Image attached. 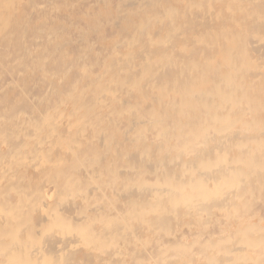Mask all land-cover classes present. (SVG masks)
Returning <instances> with one entry per match:
<instances>
[{
    "label": "bare ground",
    "instance_id": "bare-ground-1",
    "mask_svg": "<svg viewBox=\"0 0 264 264\" xmlns=\"http://www.w3.org/2000/svg\"><path fill=\"white\" fill-rule=\"evenodd\" d=\"M181 8L147 25L135 44L124 41L128 49L122 54L118 46L103 74L90 77L101 94L129 80L118 100L97 103L117 111L127 128L97 138L107 126L101 116L99 129L69 124L24 143L37 153L35 163L21 166L24 174L50 157L45 169L59 180L52 198L29 195L24 184L9 198L2 187L18 167L0 162V264H178L185 253L194 259L193 248L204 257L199 264H264V214L255 223L243 217L264 199V0H186ZM135 91L151 103L143 113L130 111L138 105ZM90 138L102 151L73 161L75 145ZM67 161L70 168L61 171ZM115 201L125 207L120 217L111 214ZM215 210L222 235L203 238L195 222L207 228ZM182 226L196 234L192 246L177 243L171 257L160 250L159 262L149 254L135 259L147 232L174 235ZM254 243L261 244L255 256Z\"/></svg>",
    "mask_w": 264,
    "mask_h": 264
},
{
    "label": "rangeland",
    "instance_id": "rangeland-1",
    "mask_svg": "<svg viewBox=\"0 0 264 264\" xmlns=\"http://www.w3.org/2000/svg\"><path fill=\"white\" fill-rule=\"evenodd\" d=\"M145 1L0 0V13H2L0 15V162L6 166L18 167L13 170L14 177L11 181L2 187L7 190L5 191L6 195L9 196L11 189L14 191L22 184L29 195L34 191L35 193L39 191L52 198L57 193L59 180L57 177L53 179V175L57 172L53 171L52 167L45 169L50 157L44 160L43 168L36 171L37 175L35 172V175L22 172L21 166L25 162L30 163L31 166L37 159V153L33 150V146L24 144L27 139H30L29 141L32 143L39 142L42 140L41 135L47 133L46 129L60 133L63 130L66 131L69 124L75 127L80 124L83 127L87 126L88 131L99 129L102 121L100 120L101 116L107 120V126L97 130L99 135L96 136L97 138L109 137L113 128L114 130L115 128L119 129L115 130L117 133L127 128L126 121L120 123L117 119V111L112 112L105 107L101 109H97V107L99 104H105L108 107L107 104L110 105L114 98L118 100L123 96V93L129 90L127 87L129 80L125 83L126 85L115 88L116 82L114 81L109 92L101 94L96 88H93L91 78L95 77L94 75L103 74L105 63L111 62L115 58L114 54L117 52L118 46L121 47L119 48L121 52H125L128 48L125 49L123 46L126 43L135 44L134 40H137L139 36L142 37L143 33H149L147 25L151 27L155 20H160L162 23L170 8H181L186 0ZM182 11L186 12L185 9ZM123 15L125 16L123 17ZM117 20L120 22L119 25ZM191 23L192 26H190ZM188 24L190 28L195 25L193 22H187L186 26ZM143 28L147 31L141 34ZM137 30H141L140 35L134 33ZM189 31L192 33L193 30ZM79 40H82V43ZM154 40H158V38L156 37ZM166 45H171V42ZM109 79L115 80L111 76ZM104 94L105 96L102 97ZM132 94H136L133 98L134 102H138V105L130 111L143 113V110L148 108L151 103L143 99L138 91ZM109 117L110 119H108ZM43 142L45 141L43 140ZM50 142L52 139L46 141L47 144ZM89 142L75 145L73 161L77 157L88 158L102 151V146L99 145L101 142L92 143L91 138ZM118 150L120 151L119 148ZM119 151H116V154ZM106 158H109V160L106 159L108 162L114 161V157H111L110 154ZM117 164L122 166L121 168L124 167L122 160ZM59 166L62 167L61 171L65 172L71 166L70 161ZM33 175L37 178H34ZM148 179L154 180V177ZM101 188L95 192L96 195L101 194L105 185H102ZM5 197L3 196L2 199L6 200ZM91 201L95 202L99 199H91ZM261 201L257 203L254 213L243 216L245 218L249 216V221L254 220L250 223H255V220L258 221L261 214H264V199ZM111 210H113L111 213L113 217H120L125 207L120 201H115L112 203ZM216 215L218 216L219 213L215 210L213 217L208 221L207 228H204L201 222H195L199 228L196 231H201L203 238H207L213 233H216V238L221 237L222 233L218 221L215 219ZM223 230L228 231V228H223ZM226 234L230 240L235 237L230 233ZM195 237L196 234L191 233L190 229L185 226H182L174 235H168L164 231L147 232V236L142 238L146 245L142 248L141 244L140 251L135 253V259H139L138 262L142 260L140 257L151 259L149 254L159 262L156 257L160 250L163 257H171L178 252L174 249L177 243H186L192 246ZM255 245L250 247V253L254 256L261 248L260 243ZM193 249L192 252L196 256L192 261L190 254L185 253L175 262L180 264L188 260L191 264H199L204 260V257L201 259L199 251ZM126 251L127 254L132 255L131 252L134 250Z\"/></svg>",
    "mask_w": 264,
    "mask_h": 264
}]
</instances>
